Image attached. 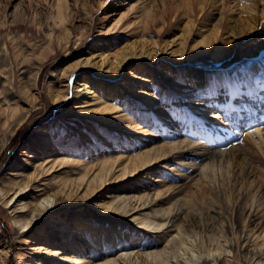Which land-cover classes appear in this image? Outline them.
I'll list each match as a JSON object with an SVG mask.
<instances>
[{"label":"rangeland","instance_id":"obj_1","mask_svg":"<svg viewBox=\"0 0 264 264\" xmlns=\"http://www.w3.org/2000/svg\"><path fill=\"white\" fill-rule=\"evenodd\" d=\"M100 1L106 0H67L69 19L58 26L53 21L56 0H0V264H93L128 250L165 251L159 264L171 263L174 256L165 247L171 233L178 230L171 225L160 230L142 227L129 217L102 213V207L92 205L113 200L121 190L155 192L168 187L148 210L154 213L176 209L175 222L181 225L180 232L191 239L186 238L185 245L193 247L192 252H201L203 264H264L262 110L254 120L243 115L234 123L235 114L224 115L216 107L200 108L199 102L206 99L199 88L187 83L181 66L176 86L170 85L166 95L162 94L163 84L150 77L148 95L129 94L125 104L117 102L118 120L113 114L110 118L83 114L74 106L75 100L56 103L54 95L72 77L63 78V71L70 73L87 51L112 52L143 38L161 43L186 33L183 23L188 19L197 26L199 21L216 23L226 5L210 0L202 18L199 9L189 14L183 11L172 23L167 16L168 24L158 33L156 29L143 31L142 25L145 7L161 6L163 0H135L137 7L125 8L124 22L130 27L102 33V28L116 19L104 18L105 13L98 10ZM105 38L112 41L109 47H104ZM251 40L246 39L238 50L246 54L253 51L256 42ZM183 41L181 36L177 39ZM245 43L249 44L247 48H243ZM258 61L264 64L261 58ZM195 63L206 68L210 79L221 85L220 67L212 56L200 57ZM247 63L241 68L252 70L259 65L250 59ZM158 64L159 69L166 66L164 61ZM135 71L141 74L143 68L138 66ZM149 98L153 106L146 102ZM171 103L176 110L163 113L162 109ZM179 110L203 117L217 134V147L232 150L237 156L218 164L221 168L216 167L212 179H197L212 156L197 160L189 157L184 148L135 175L123 177L121 171L114 170L102 185L99 176L77 179L86 165L117 156H136L152 145L168 143L164 135L175 128V113ZM210 113H218L220 118L208 116ZM151 120L157 125L151 126ZM43 125L46 132L37 133V127ZM252 131L254 135L249 134ZM64 159L68 162L46 169L52 162ZM246 159L252 160V169ZM196 164L197 171L193 172L191 166ZM47 195L56 197L59 207L48 218L60 222L53 225L46 218H37L24 226L37 215L36 211L33 214L37 201ZM181 197L183 202L178 200ZM23 204L27 207L23 208ZM180 207H184L181 214L177 209ZM65 229L72 232V239L64 235ZM119 230L125 233L116 237ZM6 247L8 253L1 254ZM50 248L59 250L57 256L47 253Z\"/></svg>","mask_w":264,"mask_h":264},{"label":"bare ground","instance_id":"obj_2","mask_svg":"<svg viewBox=\"0 0 264 264\" xmlns=\"http://www.w3.org/2000/svg\"><path fill=\"white\" fill-rule=\"evenodd\" d=\"M209 1L181 0L176 3L175 0H163L161 6L149 4L145 7L146 15L143 19L145 24L142 25V30L156 29L159 33L168 24L169 19L172 23L177 20V17L183 11L187 10L189 14L190 11L195 13L199 9V13L202 11L200 14V18H202L205 15V5ZM217 1L224 6L226 5V8L221 11V14L224 13L223 16L217 17L216 23L210 24L208 21H199L197 26L194 20L188 19L186 24L183 23L186 33L179 36L174 35L170 40L161 43L158 39L149 41L143 38L130 41L112 52H92L93 49L89 50V52L87 51V55H82L78 59V63L70 70V73L63 71V78L70 75L72 77L67 84L55 90L57 91L54 93L56 103L73 99L75 100L74 106L78 107L83 114L101 115L108 118H110V114H113L114 119L118 120V108L116 107L119 105L117 102L125 104L129 94L137 97L148 95V80H151L150 77L153 80H157L159 84H163L162 94L166 95L170 85L176 86L178 66H181L187 76V83L199 88L201 97L206 99L205 102H199L200 108L216 107L224 115L235 114L233 116L235 119L234 123L239 118L244 117L243 115L248 116L250 120H254L260 110H262L260 112L264 115V64L258 61L261 58L264 63V0ZM127 5H129L128 9L137 7L135 0L100 1L98 10L101 9L105 13L104 18L116 19L106 29L102 28V33L114 32L117 31V28L125 31V29L130 27L124 22ZM69 7L67 0H56L55 8L57 13L53 18L55 25L62 26L66 23L69 19ZM167 16L171 18L167 20ZM122 19L123 21H121ZM162 19L163 21H161ZM180 36L184 39L183 43L177 42ZM248 38L254 40L256 44L253 51L246 54L239 51L238 47ZM83 41H86V39ZM248 43H245L243 48H247ZM111 44L112 41L105 38L104 47H109ZM91 48H94V46ZM187 52L188 54L192 52V54L188 55ZM187 55L189 57L194 56V58H187ZM209 55L212 56L215 65L220 67L218 69L220 70L221 85L216 82V79L215 81L210 79L209 71L206 68L195 63L198 58ZM248 59L256 61L259 65L253 66L252 70L242 69L241 67L248 64ZM159 61L166 62V66L159 69ZM138 66L143 68L141 74H137L135 71ZM163 70L165 71L163 72ZM176 92L180 94L181 89L178 90L177 88ZM146 102L151 103V106H153L152 98H149ZM151 109L153 108L151 107ZM170 109H175V107H172V103L163 108L162 112L167 113ZM201 113L203 114V112ZM175 114V128L171 129L170 134L164 135L168 139V143L152 145L149 149L136 156H117L104 159L99 164L86 165L83 174L77 179L87 178L88 180L90 176H99L101 178L100 185H102L103 182H107L109 177L112 176L114 170L121 171L124 174L123 177H128L131 174L135 175L133 173L137 171L140 173L145 167H150L163 160L168 154L183 148L188 149L187 155L189 157L197 160H204L212 156L211 161L204 166V173L197 178L199 180L212 179L217 169L216 167H219L218 164L221 166L225 160L231 161L237 157L233 155L232 150H223L217 147L215 141L217 134L212 127L206 124L203 117L180 110ZM208 116L214 118L219 116V114L210 113ZM164 120L162 118L161 121ZM150 125L155 126L157 122L151 120ZM258 129L260 131V128ZM44 132H46L44 125L37 127V133L43 134ZM249 134L254 135L255 132L252 131ZM67 162L68 160L66 159L58 160L57 162H52L46 169L48 170L49 168H54L56 164ZM247 164L252 169V160H248ZM191 168L193 172L197 171V164L192 165ZM168 189L169 187L155 192L145 190L138 193H127L121 190L119 194H114L113 200L109 202L102 201V203L92 205L93 208L102 207L103 209L99 208L102 209V213L114 212V216L129 217L130 221L142 227L160 230L171 225L178 232L171 233V239L165 248H168L167 250L174 257L171 263L163 264H203L200 258L202 256L201 252L200 254L192 252L191 250L194 248L185 245L188 242L186 238L189 239V237L180 232L181 225L175 222L178 219L176 215H173L176 209L165 212L157 210L154 213L148 210L151 203L155 199H160L162 194ZM18 191H21V189ZM13 198L14 196L10 200ZM56 200V197L47 195L37 201L38 208L33 210V214L34 211L38 212L37 215L27 220L23 225L28 226L33 219L37 218H46L53 225L59 223L60 221L54 222V218H48L59 209ZM178 200L183 202L185 199L181 197ZM132 205L134 208L131 207ZM22 207H27V204H23ZM177 209L181 211L179 214L184 211V207ZM124 233L123 230H119L115 236H122ZM70 234L72 232L69 229H65L64 235L72 239ZM39 247L43 248L44 246ZM4 250L1 254L8 253L7 247ZM48 251L47 253L57 256L59 250L50 248ZM163 252L165 251H122L117 257H110L107 260L93 264H159V262L164 260ZM51 254L49 258L52 257ZM209 254L212 255L213 252ZM64 258L69 259V256L65 255Z\"/></svg>","mask_w":264,"mask_h":264}]
</instances>
